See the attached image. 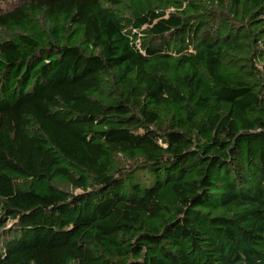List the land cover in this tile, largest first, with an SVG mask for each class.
Instances as JSON below:
<instances>
[{
    "label": "trees",
    "instance_id": "trees-1",
    "mask_svg": "<svg viewBox=\"0 0 264 264\" xmlns=\"http://www.w3.org/2000/svg\"><path fill=\"white\" fill-rule=\"evenodd\" d=\"M0 264H264V0H0Z\"/></svg>",
    "mask_w": 264,
    "mask_h": 264
}]
</instances>
